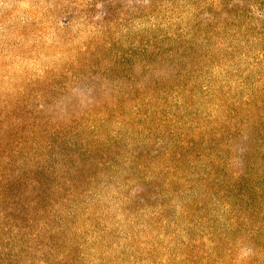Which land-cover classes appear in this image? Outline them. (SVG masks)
<instances>
[{
  "label": "rangeland",
  "instance_id": "1",
  "mask_svg": "<svg viewBox=\"0 0 264 264\" xmlns=\"http://www.w3.org/2000/svg\"><path fill=\"white\" fill-rule=\"evenodd\" d=\"M0 264H264V0H0Z\"/></svg>",
  "mask_w": 264,
  "mask_h": 264
},
{
  "label": "clouds",
  "instance_id": "2",
  "mask_svg": "<svg viewBox=\"0 0 264 264\" xmlns=\"http://www.w3.org/2000/svg\"><path fill=\"white\" fill-rule=\"evenodd\" d=\"M250 251H251L250 249L247 250V251H244V252H243V256H245V257L248 256V255L250 254Z\"/></svg>",
  "mask_w": 264,
  "mask_h": 264
}]
</instances>
